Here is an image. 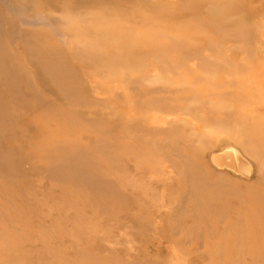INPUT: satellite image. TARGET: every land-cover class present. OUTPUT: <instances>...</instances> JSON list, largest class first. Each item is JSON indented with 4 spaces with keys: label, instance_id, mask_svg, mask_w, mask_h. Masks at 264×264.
<instances>
[{
    "label": "rangeland",
    "instance_id": "374dc122",
    "mask_svg": "<svg viewBox=\"0 0 264 264\" xmlns=\"http://www.w3.org/2000/svg\"><path fill=\"white\" fill-rule=\"evenodd\" d=\"M0 4L76 99L37 67L0 87V264L1 243L49 264H264V0ZM109 44L117 74L91 67ZM186 152L220 188L205 206Z\"/></svg>",
    "mask_w": 264,
    "mask_h": 264
},
{
    "label": "bare ground",
    "instance_id": "6f19581e",
    "mask_svg": "<svg viewBox=\"0 0 264 264\" xmlns=\"http://www.w3.org/2000/svg\"><path fill=\"white\" fill-rule=\"evenodd\" d=\"M2 1H4L8 5L9 4L13 5V3L17 2L18 0H2ZM47 2L49 3V0H47ZM6 10L7 9H5V7H3L0 4V87L1 86L4 88L6 87L10 90L9 87L13 86L16 89L17 86L19 85L18 83L19 80L17 78L18 73L22 72L23 70L29 69L30 67L31 68L37 67L41 69L45 78V83L47 85L50 84L56 88H59L60 90H62L64 97H67L66 99L73 100V102L76 101L75 96L73 95L74 93L72 89L73 87L64 81L65 79L62 76L61 70L58 68V62L61 59L59 60L56 54H54V56L53 57L51 56L50 58L49 45H46L45 43L44 44L35 43L34 37L32 38L29 36V38L26 40L25 37H23V34L22 35L19 34V39H14L13 37L11 39L12 36L11 31H13L14 28L11 22V17L9 16V14H7ZM17 11L19 10L17 9ZM4 25H10L9 26L10 29L8 30L7 27V30H4L3 29ZM92 46H93L92 48H94V45ZM119 50L120 49H118L116 46L114 45L112 46L111 44H109V51L110 53H112V55L117 54ZM88 52L90 54L91 60L92 58L94 59V61H92L93 65H91V67L93 70L96 69V71L102 69L105 71L115 73L117 71L116 64L122 63L120 57L121 52L118 53L120 59L110 58L107 60V63H100L98 62V60H96V58L101 53L100 52L98 53L95 48L89 50ZM28 84L30 85V83ZM45 116L49 117V115L47 114H45ZM59 124L60 123L56 124L57 129H59L60 126ZM251 147L253 146L251 145ZM248 153L255 159H259L262 161L264 160L262 159V155L259 153L258 149L255 147L250 149ZM161 156L163 155L161 154ZM181 159L183 161H181L182 162L181 165L179 164V166L177 167V171L185 175L186 182L188 183L189 192L190 194H193L190 196L191 197L193 196L194 202L196 203V207L203 206L206 201L207 202L211 200L213 201V199L216 198L215 195H213V193L218 192L219 190L217 189H220L218 188L217 184L208 182L204 177L203 169L192 165L191 161H193L195 158H193L191 153L186 152ZM71 172L78 174L80 170L78 167H74V168L71 167ZM78 177H80L81 180L84 178V186L87 187V190L96 187V185L98 184L96 183L95 180H91L87 176H82V172L79 173ZM20 237L23 238L22 235L19 236V239ZM235 242L236 241H234L233 239V242H230V244L234 245ZM1 244L3 247L8 249L9 253L17 256V260L15 261L16 262L15 264H28V263L49 264V261L44 259L45 255L42 254L43 255L42 256L41 252L39 251H34L29 256V254L25 253L22 250L21 243L20 245L19 244L15 245L12 243H1ZM41 261H43V263H41ZM6 264H13V263L7 262Z\"/></svg>",
    "mask_w": 264,
    "mask_h": 264
}]
</instances>
